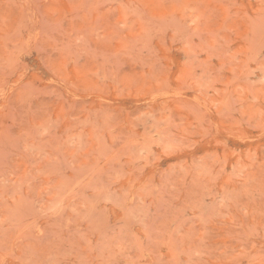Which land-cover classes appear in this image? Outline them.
I'll return each instance as SVG.
<instances>
[{"label": "rangeland", "instance_id": "rangeland-1", "mask_svg": "<svg viewBox=\"0 0 264 264\" xmlns=\"http://www.w3.org/2000/svg\"><path fill=\"white\" fill-rule=\"evenodd\" d=\"M0 264H264V0H0Z\"/></svg>", "mask_w": 264, "mask_h": 264}]
</instances>
